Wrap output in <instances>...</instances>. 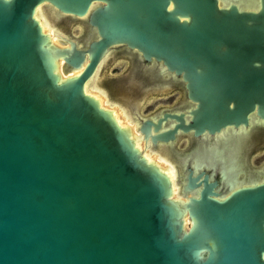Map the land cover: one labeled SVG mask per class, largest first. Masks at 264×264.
<instances>
[{
  "label": "water",
  "instance_id": "obj_1",
  "mask_svg": "<svg viewBox=\"0 0 264 264\" xmlns=\"http://www.w3.org/2000/svg\"><path fill=\"white\" fill-rule=\"evenodd\" d=\"M36 7L83 37L50 42ZM117 46L183 86L178 111L133 122L142 151L177 160L179 199L83 90ZM254 109L263 119L264 0H0V264H264V184L223 196L171 149Z\"/></svg>",
  "mask_w": 264,
  "mask_h": 264
},
{
  "label": "flooded vegetation",
  "instance_id": "obj_2",
  "mask_svg": "<svg viewBox=\"0 0 264 264\" xmlns=\"http://www.w3.org/2000/svg\"><path fill=\"white\" fill-rule=\"evenodd\" d=\"M79 24L81 27H84L83 23ZM106 56L98 65L101 66V69L104 67V59L107 58H109L108 65L121 62L126 65V69L125 72L120 75H108L106 73L104 75L105 80L102 81L103 78L101 79L98 77L97 83L104 88L108 86L110 88L120 89L121 92L119 93V96L122 94L127 95V110L123 107L122 108L127 112L128 122L133 123L135 120L137 121V119L142 117L139 114V110L145 104V100L148 99L147 102H150L152 99L156 100L163 98V96L159 95L163 90L165 91L169 89V91H171L170 93L179 94L181 100L178 103L171 105L169 109L159 106L152 111L150 115L145 117L159 116L167 111L174 112L181 108L184 101L183 86L179 81V78H167L162 75V73H160L161 70L159 68V63L154 61L146 62L137 52L128 50L124 46L112 48ZM108 65H106V67ZM99 75L101 76L100 73ZM246 122V126L239 124L236 129L230 130L229 128H226L219 134L206 136L204 138H194L192 135H182L176 139V144L174 148L171 149L176 151V145L179 141H184L187 146V152L180 151L182 155L189 152L193 153L196 148H208L209 151H205L203 154L205 158L203 161L205 166L203 168L204 173L206 175L213 174L214 181L221 186V193L223 196H227L235 189L254 188L263 185L264 118H259V116L256 115V109H254L247 116ZM132 127L135 129L134 125ZM130 129L133 132L131 127ZM135 137L140 141L142 147L141 135L137 132ZM216 143L220 144V161L211 162L212 155L210 153L212 152V146ZM145 147L147 148H145L144 152L149 154L148 150H153L155 155H159L157 159L161 163L157 162L158 164L169 166L173 169V177L175 180L177 172L176 164L167 152V149L164 147L152 148L147 143H145ZM193 159L194 158L189 159V163L192 165ZM175 188L177 189L176 185Z\"/></svg>",
  "mask_w": 264,
  "mask_h": 264
},
{
  "label": "rangeland",
  "instance_id": "obj_3",
  "mask_svg": "<svg viewBox=\"0 0 264 264\" xmlns=\"http://www.w3.org/2000/svg\"><path fill=\"white\" fill-rule=\"evenodd\" d=\"M45 11H43V9L39 10L37 12V14L39 15V17L42 19H46L47 20V28H46V32L49 34V38H50V41L52 42V39L53 38H57V39H61V37H65V34H69L75 38H82L83 37V33L84 31L82 30V27L81 25L79 24V22H72V25L71 27H69V29L66 31V25L64 23H60L57 27L55 25H52L50 26V22L46 17V15L44 14ZM50 29H52V31H50ZM107 57V56H106ZM108 59H104L105 62H104V67H102L101 69V66H99V73L101 74V76L99 75V73L97 74V78H96V81L98 82V77L99 78H103V80H105V77L104 75L107 73L108 75H120L121 73L125 72V69H126V65L123 64V63H115V64H111V65H108ZM103 60V61H104ZM103 65V64H102ZM106 65H108L106 67ZM60 68V66H59ZM101 69V70H100ZM59 73V72H58ZM99 75V76H98ZM69 76V75H68ZM118 89V88H117ZM115 89V88H110L108 86H106V88H104L103 86H100L97 87L96 85V82H95V79L94 81L92 82L91 84V87L89 89V92L92 93V94H99L102 96V99H103V105L105 107H110V106H114L120 117L123 119V122L129 127H131L133 129V123L131 122H128V117H127V112L122 108V106L120 105V101L122 100L119 96V93L121 92L120 89ZM171 91L168 90H163L162 92L159 93V95L163 96V98L161 99H152L150 102H147V100H145V104L140 108L139 110V114L140 116L142 117H145V116H148L150 115V113L152 111H154L157 107L159 106H163L165 107V109H169V107L173 104H176L178 103L180 100H181V97L179 96V94L177 93H170ZM150 99V98H149ZM133 122V121H132ZM129 123V124H128ZM154 125H156V122L153 123ZM135 128V127H134ZM150 131L153 132V127L150 125L149 127ZM158 129V128H157ZM133 132H134V137L135 135L137 134L136 130L133 129ZM160 131H157V132H153L152 133V136L156 135V134H159ZM136 138V137H135ZM233 139V138H231ZM176 149L177 151H185L187 152V146L185 144L184 141H179L176 145ZM211 149V148H210ZM205 151H209L208 148H205L204 147H200L199 149L196 148L194 151H193V155H194V162L195 164H197L198 162L199 163H203V161L205 160L203 154L205 153ZM220 144L219 143H216L214 146H212V152L210 153L212 155V159H211V162H219L220 161ZM149 154H152L151 156V159L153 160L154 158V162L157 163V162H160L158 161V157L159 155H155L154 151H150L148 150ZM207 160V159H206ZM161 163V162H160ZM162 167H165V165H162L160 164ZM174 188H175V185H174ZM175 198H177V189L175 188ZM177 195V196H176Z\"/></svg>",
  "mask_w": 264,
  "mask_h": 264
},
{
  "label": "bare ground",
  "instance_id": "obj_4",
  "mask_svg": "<svg viewBox=\"0 0 264 264\" xmlns=\"http://www.w3.org/2000/svg\"><path fill=\"white\" fill-rule=\"evenodd\" d=\"M42 8L41 7H36L35 8V10H34V14H33V17L35 18V20L38 22V24H39V26H40V28H41V32L43 33V34H45L48 38H49V34L46 32V28H47V20L46 19H44V18H40L39 17V15L37 14V12L39 11V10H41ZM43 11H44V9H43ZM44 14H45V12H44ZM46 15V14H45ZM45 18H47V16L45 17ZM48 19V18H47ZM50 26H52L51 25V23H50ZM50 31H52V29H50ZM57 39V38H56ZM49 40H50V38H49ZM59 40V39H58ZM51 42V41H50ZM101 62V61H100ZM99 62V63H100ZM62 63L59 61V65L57 66V69H59V66L61 65ZM99 65V64H98ZM99 66H97L96 67V69H95V71H94V73H93V75L91 76V78H89V80H87L85 83H84V85H83V90H84V92H85V94H87V95H89V96H91L93 99H95L97 102H98V104L100 105V107H102L103 109H105V110H108V111H110L111 113H112V115H113V117H114V119H115V121L117 122V124L119 125V126H121V127H126L127 129H129L130 130V135H131V139L133 140V145H134V147L137 149V150H139L140 151V153L142 154V156H146V160H147V162H152L154 165H156L160 170H162V171H164L165 173H166V176L168 177V179H169V181H170V183H171V196H172V198H174V199H179V196H177V198H175V188H174V171H173V169L171 168V167H169V166H165V167H162L160 164H158V163H155L152 159H151V155L150 154H148V153H146V152H144V150H145V148H144V150L142 151V147H141V144H140V141L137 139V138H135L134 136H133V132L131 131V129H130V126L128 127L124 122H123V119L120 117V115H119V113H118V111H117V109L114 107V106H110V107H105L104 105H103V99H102V96L101 95H99V94H92V93H90L89 92V89H90V87H91V84H92V82L94 81V79H95V82H96V85H97V87H99L100 88V85L97 83V81H96V78H97V74L99 73V68H98ZM81 69V68H80ZM80 69L79 70H77V71H74V72H72V73H70V74H68L69 76L70 75H73V74H75V73H78L79 71H80ZM60 74V73H59ZM95 76H96V78H95ZM59 77L60 78H62L63 76L60 74L59 75ZM123 107V106H122ZM123 108H125V107H123ZM126 110H127V108H125ZM144 147H145V144H144ZM158 147H162V146H157V147H155V148H158ZM147 148V147H146ZM164 148H166V147H164ZM167 149V148H166ZM168 150V149H167ZM166 155V154H165ZM164 156V155H163ZM166 158H167V156H166ZM168 159V158H167ZM172 159H173V157H172ZM169 160V159H168ZM174 160V163L176 164V161L177 160H175V159H173Z\"/></svg>",
  "mask_w": 264,
  "mask_h": 264
}]
</instances>
